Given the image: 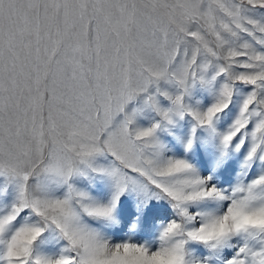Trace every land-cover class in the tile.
<instances>
[{"label": "snow or ice", "instance_id": "snow-or-ice-1", "mask_svg": "<svg viewBox=\"0 0 264 264\" xmlns=\"http://www.w3.org/2000/svg\"><path fill=\"white\" fill-rule=\"evenodd\" d=\"M0 264H264V0H0Z\"/></svg>", "mask_w": 264, "mask_h": 264}]
</instances>
